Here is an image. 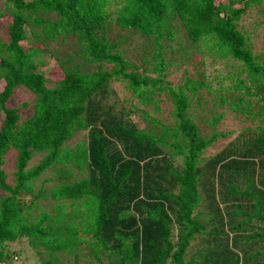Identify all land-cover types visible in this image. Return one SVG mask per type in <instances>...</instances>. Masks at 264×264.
<instances>
[{
  "label": "trees",
  "instance_id": "trees-1",
  "mask_svg": "<svg viewBox=\"0 0 264 264\" xmlns=\"http://www.w3.org/2000/svg\"><path fill=\"white\" fill-rule=\"evenodd\" d=\"M0 8V264L20 239L42 249L39 264H264V126L214 148L227 135L214 129L216 105L264 124V46L254 53L238 29L242 15L264 14V0ZM203 54L238 62L247 78L230 70L221 78L233 91L213 90L196 71ZM20 91L28 100L6 106ZM167 101L165 124L156 113ZM10 150L13 183L2 168ZM72 169L85 176L72 180ZM47 171L43 183L55 184L35 190ZM209 179H221L217 198ZM45 198L51 208L32 217Z\"/></svg>",
  "mask_w": 264,
  "mask_h": 264
},
{
  "label": "rangeland",
  "instance_id": "rangeland-1",
  "mask_svg": "<svg viewBox=\"0 0 264 264\" xmlns=\"http://www.w3.org/2000/svg\"><path fill=\"white\" fill-rule=\"evenodd\" d=\"M114 4V1L110 2V5ZM2 8H0L1 10ZM238 29L241 30L246 35L247 41L250 43V47L252 48V51L256 54L260 53L264 46V14L259 11H249L247 14H244L241 16L240 20L238 21ZM181 40L183 43H185V37L181 36ZM52 48L58 47L56 43L51 44ZM65 46L62 47V50H65ZM173 51V50H172ZM200 62H202L201 65L196 69L198 72H203L204 78L206 81H209L210 87L214 89H220L223 92H232L233 91V80L232 77L223 79L221 78V75L229 74V72H237V75L240 76L241 79L247 78L248 74L247 71L241 68V65H239L238 62L230 59V58H215L208 56L207 54H203V56H199ZM198 60V58H197ZM53 63H50V67H52ZM186 67L190 71V66L183 65V68ZM241 67V68H240ZM239 68V69H238ZM231 70V71H230ZM193 69L190 71L194 74ZM60 70L57 69V74H60ZM214 73H217L215 76L211 75ZM180 75H182L181 71H179ZM195 75V74H194ZM213 81V84L211 83ZM118 89V87H116ZM243 90V89H242ZM251 90H253V87H251ZM244 91V90H243ZM252 98V97H250ZM215 99V95H213V98ZM28 100V95L23 92H17L12 99H10L6 106L8 107H17L22 102ZM214 102V101H213ZM230 103V102H228ZM231 104V103H230ZM211 107H213L210 104ZM170 108L169 101H167L165 104L162 105V108L160 111H157L156 117L160 119L161 122L168 124L170 120V116L168 115V112H166L167 109ZM216 108V111L222 114V117L218 120V122L215 124L214 129L217 130V132L226 133L227 135L224 137L223 140H218L216 143L215 149H221L222 146L226 145L227 143H234L236 141L238 135L241 131H244V129L248 130L250 132H257V128L261 125L264 126L262 123L263 116H257L254 120H248V118H244L240 116L241 112H238L237 110H234L230 105L227 103H222L220 106L214 107ZM31 113L30 109H27L26 111H21L22 118H25L27 115ZM214 111H211L210 114H214ZM239 113V114H238ZM144 118L140 120L139 126H143ZM82 134L83 132H80L73 136L70 140H68L65 145L68 146V148L72 149L77 141L82 140ZM251 134V133H250ZM220 139V138H219ZM208 152H206L207 154ZM15 152L13 150H10L9 153L5 156V163L2 166V168L6 171L8 174V181L10 183H13L14 176L12 175V172L15 171ZM41 159V155H36L32 158L31 162L28 163V167H31L35 165L39 160ZM73 168V166H71ZM72 180H77L81 177L85 176L84 172L78 171L76 169H72L71 173ZM51 176V172L47 171L44 172L37 180H35L33 184V188L37 190L38 188H42L45 191L53 186L55 183H43V180L47 177ZM222 173L219 174V177L221 178ZM202 179V178H201ZM221 180V179H220ZM213 182L210 179L208 181L204 180L202 181L204 183V188L208 190V194L210 196L211 193H213L214 197L217 198V196H220L223 192V185L221 181ZM34 190V191H35ZM1 194V193H0ZM28 198V197H25ZM54 203V200L50 198H45L44 200H41L40 207L37 210L32 211V217L37 216V213L43 210H49ZM6 249L10 255V264H39L38 263V257H43L42 253H37L38 251H42V249H39L36 251L35 249L31 248L27 242L26 239H20L15 242H9L6 243Z\"/></svg>",
  "mask_w": 264,
  "mask_h": 264
}]
</instances>
